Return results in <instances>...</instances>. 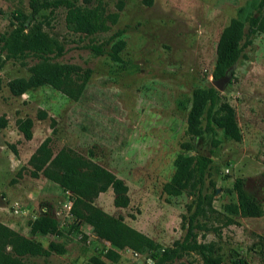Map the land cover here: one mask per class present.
<instances>
[{
	"label": "rangeland",
	"instance_id": "1",
	"mask_svg": "<svg viewBox=\"0 0 264 264\" xmlns=\"http://www.w3.org/2000/svg\"><path fill=\"white\" fill-rule=\"evenodd\" d=\"M84 4L85 0H76ZM101 0H91V5ZM111 12L124 8L117 24L93 36L73 33L66 26V9L42 10L45 29L63 42L65 53L57 60L93 69L83 95L74 100L50 85L15 96L9 82L30 76L29 59L6 60L0 69V116L9 119L0 130V220L14 222L24 235L46 246L55 240L66 253L28 257V264H91L93 256L108 264H151L149 252L133 243L111 260L110 242L98 238L91 226L73 227L74 216L64 192L43 174L32 175L31 155L49 136L55 150L70 147L102 164L129 185L128 207L114 205L113 189L95 203L112 215L144 232L164 247L186 234L183 215L192 196H170L163 185L175 172L179 153L190 140L187 119L196 88L214 86L220 35L231 19H245L257 0H102ZM18 11L31 12L30 0H0V31L13 28ZM118 30L120 37L111 40ZM120 38L126 47L121 60L111 55ZM102 44V53L93 45ZM236 110L242 139L237 141L218 129V146L201 143L199 149L214 152L213 178L217 181L216 212L209 216L210 230L200 231L199 240L220 246L225 264L244 259L245 264H264V215L244 217L237 186L250 193L264 209V34L253 43L233 68V76L221 91ZM41 111L46 117L41 118ZM32 117L34 137L27 140L18 130L19 119ZM20 203L22 212L14 211ZM48 214L56 218L60 234L30 232V221ZM153 260V259H152ZM183 260L200 261L195 253ZM180 260L173 264H178Z\"/></svg>",
	"mask_w": 264,
	"mask_h": 264
},
{
	"label": "trees",
	"instance_id": "2",
	"mask_svg": "<svg viewBox=\"0 0 264 264\" xmlns=\"http://www.w3.org/2000/svg\"><path fill=\"white\" fill-rule=\"evenodd\" d=\"M150 2L152 0H149ZM31 12L18 11L13 28L0 31V69L6 60L20 61L27 65L29 59L34 61L29 66L30 76L17 77L9 82L13 95L21 96L32 88L50 85L62 91L68 97L78 100L84 93L93 69L75 63H64L57 60L65 53L62 41L51 35L38 17L42 10L55 11L66 9V26L69 31L86 36L108 32L117 24L124 3L120 2L118 11H109L101 0L91 5V0L84 4L76 0H30ZM264 34V0H257L245 19L234 17L223 29L217 45V62L213 72L214 79L224 76L239 62L244 51L254 37ZM122 31L115 32L111 40L120 37ZM126 41L120 38L112 45L111 55L114 60H121L120 52L126 47ZM93 49L102 53V44L93 45ZM41 111L40 117L47 116ZM9 119L0 116V130L6 128ZM35 121L32 117L19 119L18 130L27 140L34 137ZM218 129L240 141L242 131L236 110L226 101L215 86L196 88L193 91L192 106L187 119V133L190 140L182 143V149L195 153H179L175 159V172L163 185V191L170 196H181L184 193L192 196L187 205L188 212L183 215V226L186 234L177 239L172 246L164 247L144 232L128 224L125 218L115 216L102 209L95 199L103 192L113 189L116 207H128L130 204L129 185L102 164L70 147L55 150L53 137H47L31 155L29 165L32 175L43 174L48 180L58 184L64 192L71 195L74 216L73 227L91 226L94 234L110 242L112 249L107 257L113 261L120 258V250L133 243L142 244L153 259V264H225L220 246L214 241L199 240V232L210 230L208 221L214 207L217 192V181L213 178L214 159L212 153L199 149L201 143H212L218 146ZM239 204L236 213L244 217H261L264 209L242 185L237 186ZM52 215L44 214L30 221V232L37 234H60L58 222ZM65 245L52 240L46 246L41 240L26 236L0 220V264H28V257L50 256L53 253L65 254ZM195 253L200 261L183 260L186 254ZM91 264H108L106 259L93 256ZM239 259L235 264H245Z\"/></svg>",
	"mask_w": 264,
	"mask_h": 264
},
{
	"label": "water",
	"instance_id": "3",
	"mask_svg": "<svg viewBox=\"0 0 264 264\" xmlns=\"http://www.w3.org/2000/svg\"><path fill=\"white\" fill-rule=\"evenodd\" d=\"M232 76H233V68L232 69H230L224 76H222L221 78H219V79H213V84H214V86L218 89V90H220V91H222V90H224L226 87H227V85H228V83L231 81V79H232Z\"/></svg>",
	"mask_w": 264,
	"mask_h": 264
},
{
	"label": "built area",
	"instance_id": "4",
	"mask_svg": "<svg viewBox=\"0 0 264 264\" xmlns=\"http://www.w3.org/2000/svg\"><path fill=\"white\" fill-rule=\"evenodd\" d=\"M72 205H73V201L70 200V202L67 204V207H68L70 213H71ZM14 211H15L16 213H20V212L23 211V210H22V207H21V205H20V203H15V205H14ZM71 215H72V214H71ZM72 216H73V215H72ZM150 262H151V264L154 263V261H153L152 259L150 260Z\"/></svg>",
	"mask_w": 264,
	"mask_h": 264
},
{
	"label": "crops",
	"instance_id": "5",
	"mask_svg": "<svg viewBox=\"0 0 264 264\" xmlns=\"http://www.w3.org/2000/svg\"><path fill=\"white\" fill-rule=\"evenodd\" d=\"M102 194V193H101ZM5 224L9 225L10 227L14 228L15 230L19 231V229L16 227V224L14 222L6 221ZM88 225V224H87ZM20 232V231H19ZM21 233V232H20ZM24 234V233H22Z\"/></svg>",
	"mask_w": 264,
	"mask_h": 264
}]
</instances>
